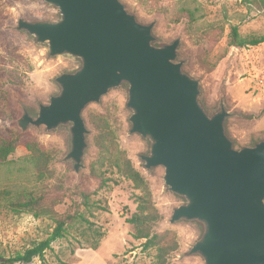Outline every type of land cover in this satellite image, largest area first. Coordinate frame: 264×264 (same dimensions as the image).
<instances>
[{
  "label": "rangeland",
  "instance_id": "rangeland-1",
  "mask_svg": "<svg viewBox=\"0 0 264 264\" xmlns=\"http://www.w3.org/2000/svg\"><path fill=\"white\" fill-rule=\"evenodd\" d=\"M126 11L144 25L153 23V45L179 40L176 62L199 84V102L210 116L221 105L228 112L224 128L233 147L240 150L264 141V43L257 47L227 45L230 26L244 35L264 34V6H246L242 0H120ZM19 20L56 22L58 9L35 0H0V138L8 134L33 141L50 161L39 178L38 167L24 147L0 163V257L3 261L22 254L44 240L53 229L48 217L14 212L9 201L31 194L59 215H79L86 221L71 223L64 238L52 243L43 260L29 264H152L155 249L143 251V241L133 238L127 222L136 213L141 191L112 167L118 152L130 161L145 180L161 220L157 234L168 232L178 243L170 264H204L199 255H188L201 238L203 226L195 221L171 223L173 210L186 201L170 192L164 169H146L141 156L149 155L151 142L130 133L132 111L127 108L128 85L109 90L98 103L83 112L88 133L83 167L74 171L65 160L70 152L68 126L48 131L29 126L22 131L18 120L25 109L33 118L39 105L59 94L55 79L80 68L79 59L51 57L47 44L17 29ZM104 122L109 148H98ZM87 198H83V196ZM88 208H87V207ZM22 264V263H11Z\"/></svg>",
  "mask_w": 264,
  "mask_h": 264
},
{
  "label": "water",
  "instance_id": "water-1",
  "mask_svg": "<svg viewBox=\"0 0 264 264\" xmlns=\"http://www.w3.org/2000/svg\"><path fill=\"white\" fill-rule=\"evenodd\" d=\"M35 1L57 8L59 20H19L17 29L47 44L51 57L67 55L81 66L55 79L59 94L35 118L24 109L19 128L68 126L65 160L78 172L87 148L84 108L128 84L130 133L151 142L144 167H162L168 190L186 201L170 222L203 226L188 255L204 264H264V141L234 149L224 128L228 112L221 105L209 116L198 82L176 62L179 40L153 45V23H139L120 0Z\"/></svg>",
  "mask_w": 264,
  "mask_h": 264
},
{
  "label": "trees",
  "instance_id": "trees-1",
  "mask_svg": "<svg viewBox=\"0 0 264 264\" xmlns=\"http://www.w3.org/2000/svg\"><path fill=\"white\" fill-rule=\"evenodd\" d=\"M242 3L246 6H264V0H242ZM263 43L264 34L242 36L239 33L238 26H230L229 28L227 45L230 47H257ZM99 128L101 133L98 148L103 155H108L110 150L103 143V140L107 136V130L104 122H102ZM20 146L24 147L30 153L31 160L38 167L39 178H42L44 173L48 172L47 165L50 161L49 156L41 151L37 144L33 141L18 137L14 134H8L5 137L0 138V163L7 162L9 156ZM111 162L112 167H114L123 177L132 182L134 188L140 190L142 193L141 196L137 198L136 213L127 219V222L134 228L133 238L135 240L143 241L141 244V249L143 251L155 249L156 253L152 264H170L169 261L171 256L178 250V243L168 232L157 234L153 231L154 227L161 220V216L154 206L151 193L145 180L124 156V153L118 152L116 155L111 156ZM83 198L85 201L87 200L85 195ZM9 207L14 212L31 213L34 218L48 217L52 220L54 226L52 231L44 240L34 243L22 254H17L13 258H9L5 261H3L0 257V264H29L36 258L42 261L45 252L51 248L52 243L64 238L71 223L76 221H86L81 214L65 216L59 215L44 202V199L31 194L17 196L11 199L9 201Z\"/></svg>",
  "mask_w": 264,
  "mask_h": 264
}]
</instances>
